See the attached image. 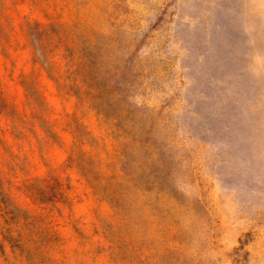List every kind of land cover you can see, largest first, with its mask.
<instances>
[{"label": "rangeland", "instance_id": "obj_1", "mask_svg": "<svg viewBox=\"0 0 264 264\" xmlns=\"http://www.w3.org/2000/svg\"><path fill=\"white\" fill-rule=\"evenodd\" d=\"M216 1L0 0V264H264V0H232L248 181L242 81L182 65L178 18Z\"/></svg>", "mask_w": 264, "mask_h": 264}, {"label": "water", "instance_id": "obj_2", "mask_svg": "<svg viewBox=\"0 0 264 264\" xmlns=\"http://www.w3.org/2000/svg\"><path fill=\"white\" fill-rule=\"evenodd\" d=\"M208 11L205 18L191 15L189 21H185L184 14H181L177 20L178 34L183 38L182 45L186 50L182 65L187 67V74L192 78L189 89L209 79L208 71L213 68L216 74L227 72L242 81L246 95L236 111L235 124L228 129L225 121L222 136H230L238 147L237 156L243 161L239 166V177L248 181L249 176H256L262 171V164L250 146L255 113L249 110L248 102L256 92L255 79L248 71L245 57L250 48V36L243 29V18L232 0H217ZM194 37L202 40L200 48L196 47ZM193 66L200 67L202 72L198 73ZM230 131L232 135H229Z\"/></svg>", "mask_w": 264, "mask_h": 264}]
</instances>
